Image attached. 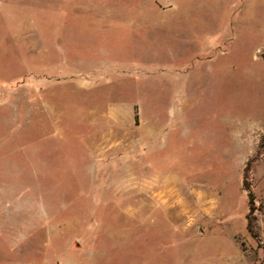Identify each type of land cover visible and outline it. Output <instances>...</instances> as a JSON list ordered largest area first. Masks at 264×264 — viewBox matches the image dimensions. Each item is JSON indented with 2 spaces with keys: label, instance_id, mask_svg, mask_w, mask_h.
<instances>
[{
  "label": "rangeland",
  "instance_id": "obj_1",
  "mask_svg": "<svg viewBox=\"0 0 264 264\" xmlns=\"http://www.w3.org/2000/svg\"><path fill=\"white\" fill-rule=\"evenodd\" d=\"M0 264H264V0H0Z\"/></svg>",
  "mask_w": 264,
  "mask_h": 264
},
{
  "label": "trees",
  "instance_id": "obj_2",
  "mask_svg": "<svg viewBox=\"0 0 264 264\" xmlns=\"http://www.w3.org/2000/svg\"><path fill=\"white\" fill-rule=\"evenodd\" d=\"M248 171V169L246 170ZM245 189L248 191V196H249V204H250V215L248 216V231L253 235V237H257L256 229H255V224H254V219L251 218V214L254 211V206H255V195L251 190V187L249 183L245 185Z\"/></svg>",
  "mask_w": 264,
  "mask_h": 264
}]
</instances>
